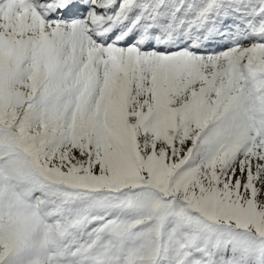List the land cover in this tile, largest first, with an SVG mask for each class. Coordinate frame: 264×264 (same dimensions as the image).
I'll return each mask as SVG.
<instances>
[{
	"label": "snow or ice",
	"instance_id": "obj_1",
	"mask_svg": "<svg viewBox=\"0 0 264 264\" xmlns=\"http://www.w3.org/2000/svg\"><path fill=\"white\" fill-rule=\"evenodd\" d=\"M0 264H264V0H0Z\"/></svg>",
	"mask_w": 264,
	"mask_h": 264
}]
</instances>
